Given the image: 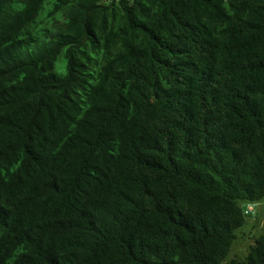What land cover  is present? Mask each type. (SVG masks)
<instances>
[{
	"label": "trees",
	"instance_id": "1",
	"mask_svg": "<svg viewBox=\"0 0 264 264\" xmlns=\"http://www.w3.org/2000/svg\"><path fill=\"white\" fill-rule=\"evenodd\" d=\"M262 198L264 0H0V264H264Z\"/></svg>",
	"mask_w": 264,
	"mask_h": 264
},
{
	"label": "rangeland",
	"instance_id": "2",
	"mask_svg": "<svg viewBox=\"0 0 264 264\" xmlns=\"http://www.w3.org/2000/svg\"><path fill=\"white\" fill-rule=\"evenodd\" d=\"M47 1L44 2V5ZM56 69L59 72L64 71V61L60 57L56 62ZM242 207H246V203H242ZM264 228V198L254 202V210L246 216L245 224L236 231V239L226 257V261L230 259H241L247 253L250 245L255 238L262 232ZM223 264V263H222Z\"/></svg>",
	"mask_w": 264,
	"mask_h": 264
},
{
	"label": "built area",
	"instance_id": "3",
	"mask_svg": "<svg viewBox=\"0 0 264 264\" xmlns=\"http://www.w3.org/2000/svg\"><path fill=\"white\" fill-rule=\"evenodd\" d=\"M254 210V203L253 202H247L246 207L244 208L245 214H249Z\"/></svg>",
	"mask_w": 264,
	"mask_h": 264
}]
</instances>
